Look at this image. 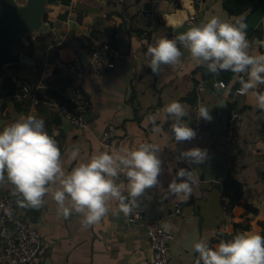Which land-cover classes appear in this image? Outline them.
I'll return each mask as SVG.
<instances>
[{"label":"crops","instance_id":"1","mask_svg":"<svg viewBox=\"0 0 264 264\" xmlns=\"http://www.w3.org/2000/svg\"><path fill=\"white\" fill-rule=\"evenodd\" d=\"M24 1V0H20ZM72 12L69 3L55 0L49 4L46 22L47 32H35L22 38L19 50L28 54L31 42L42 40L44 51L41 66L20 64L14 66L24 86L46 95L55 91L64 99L84 96L90 102L85 113L84 128H64V114L54 95L41 98L35 105L30 97L20 100L0 93V119L6 126L20 116L36 115L45 120V128L53 136L62 153V166L66 172L78 162H86L91 155L101 151H116L135 147L140 143H155L160 147L162 172L160 186L146 190L140 198L139 209L146 220L158 219L161 224L172 225L174 236L169 251L168 264H195L196 254L192 244L205 239L215 247L218 240H227L235 232V224L241 223L237 232L262 233L264 222V111L259 110L251 92L247 96L237 94L239 83H233L231 72L219 76L209 73L206 67L191 59L186 49L179 66H164L154 75L147 66L150 57L147 48L161 37L174 33L185 22H205L212 16L232 20L245 18L256 12L250 20L259 33L248 34L253 53L264 54V0H254L242 14H232L226 0H153L160 16L144 18L140 9L146 0H74ZM155 9V6H153ZM155 12V11H154ZM155 16V13H154ZM106 44L113 52L115 66L103 74L94 75L87 68L77 72L70 63L78 58L88 61L96 45ZM125 54V55H124ZM36 56L40 54L36 52ZM226 82V87L216 85ZM202 83L205 92H197ZM227 90V91H226ZM259 91H264L260 86ZM20 93V92H18ZM17 93V94H18ZM184 103L190 112L189 126L193 128L195 105L203 103L213 117L208 125L206 139L194 147L208 150L207 161L195 169L198 182L190 197L184 200L165 198L168 184L176 176V149L188 141L177 143L170 130L171 120L165 121L163 107L173 101ZM242 112V119L235 131L237 142L225 144L228 118L233 110ZM149 114H157L161 131L154 134ZM114 126L112 149L102 142L104 132ZM79 148L78 160L69 158L74 148ZM234 180L243 187L242 200L231 205L225 185ZM53 187H59L54 185ZM0 191L11 196L16 212L31 227L39 231L42 248L31 264H149L152 249L146 229L141 224H130L116 202L101 221L88 228L81 225L82 214L65 219L58 214V206L50 195L39 209L22 208L17 204L19 196L14 186L5 180ZM126 195V193H125ZM229 202L231 214L226 212ZM177 204L181 212H177ZM252 206L255 210H248ZM248 228H245V227ZM6 264V263H0Z\"/></svg>","mask_w":264,"mask_h":264},{"label":"clouds","instance_id":"2","mask_svg":"<svg viewBox=\"0 0 264 264\" xmlns=\"http://www.w3.org/2000/svg\"><path fill=\"white\" fill-rule=\"evenodd\" d=\"M247 28L242 15L232 20L214 15L173 38L156 39L147 48L150 57L147 66L154 75H159L164 66L181 65L182 46L209 73L219 76L221 72H231L233 83L240 85L237 94L247 96L251 92L257 108L264 111V91L258 90L264 86V54L250 51L252 42ZM259 46L264 47V41ZM162 111L164 120H171L170 130L177 143L196 137V131L185 119L190 112L184 103L173 100ZM196 115L208 122L213 119L204 104L197 105ZM146 120L151 122L154 134L161 131L157 114H149ZM160 150L157 144L149 142L101 151L66 172L58 142L46 131L45 120L28 114L0 127V182L6 178L14 186L20 207L39 209L45 203V196L50 195L59 215L67 219L73 212L82 214L81 225L88 228L109 213L113 202L119 212L130 215L140 207V198L146 190L160 186ZM79 155L77 147L69 158L76 161ZM177 159L189 167L178 169L164 196L186 201L198 182L193 166L207 161L208 150L192 147L181 151ZM57 184L59 187H53ZM0 208L4 206L0 204ZM4 211L10 215L8 208ZM171 228L170 224L164 225L165 231ZM192 251L196 254L195 264H264V235L242 231L231 239L220 240L215 247L201 238L193 242Z\"/></svg>","mask_w":264,"mask_h":264},{"label":"built area","instance_id":"3","mask_svg":"<svg viewBox=\"0 0 264 264\" xmlns=\"http://www.w3.org/2000/svg\"><path fill=\"white\" fill-rule=\"evenodd\" d=\"M196 1L198 3L201 2V0ZM69 6L73 12L75 1L70 0ZM175 35V33H171L168 38H173ZM112 56L113 52L108 45H96L89 53L87 62L78 58L70 63V67L77 72H83L87 68L94 75L103 74L107 69H111L115 66ZM216 85L226 87L224 82H217ZM197 92L199 95L205 92V87L202 83L198 84ZM16 97L20 100L30 97L35 105L40 104L41 102V99L35 95L30 86H24L23 90L16 94ZM68 101L71 106L67 103L60 102H58L57 105L60 106L64 116L73 124V126L84 128L86 126L85 113L89 108L90 102H88L84 96L72 97ZM198 104L203 103L198 102L194 108L193 129L196 131V137L193 140L180 145L176 149L177 157L181 151L190 149L206 139L209 122L198 118L196 115ZM242 116V112L237 109L230 113L227 133L225 136V144L227 146H231L237 142L235 131L241 122ZM114 129V126H110L109 129L104 132L102 142L106 148L112 149L110 141ZM187 167H189L187 163L177 159L175 172H177L179 168ZM0 204H2L4 208L10 210L9 215L5 213L4 208H0V263H34L39 256L42 246V237L39 231L31 227L17 214L13 198L2 191H0ZM225 208L226 212L230 215L231 207L229 202H227ZM177 212H181V206L179 204H177ZM127 220L130 224H141L146 229L152 249L149 264H168L170 245L174 236L169 231L164 230V226L161 222L158 219L146 220L144 213L139 207L127 216Z\"/></svg>","mask_w":264,"mask_h":264},{"label":"water","instance_id":"4","mask_svg":"<svg viewBox=\"0 0 264 264\" xmlns=\"http://www.w3.org/2000/svg\"><path fill=\"white\" fill-rule=\"evenodd\" d=\"M169 2L171 0H165ZM50 0H1L0 2V86L6 78L17 80L18 73L14 66L20 64L34 65L35 61L24 51L17 48V42L35 32H47L48 24L45 20L49 12ZM146 5L140 9V14L144 18L160 16L158 7L153 0H146ZM155 6V9L154 7ZM155 11V12H154ZM155 13V16H154ZM200 22H185L175 28L177 35L186 30L189 26L198 25ZM88 58V53H85ZM125 55V54H124ZM5 123L0 119V127ZM64 128H72L73 124L64 116ZM42 248V246H41Z\"/></svg>","mask_w":264,"mask_h":264},{"label":"trees","instance_id":"5","mask_svg":"<svg viewBox=\"0 0 264 264\" xmlns=\"http://www.w3.org/2000/svg\"><path fill=\"white\" fill-rule=\"evenodd\" d=\"M55 0H50L49 4L52 3ZM64 4H67L70 2V0H61ZM254 0H226V7L227 9L230 11V13L234 14H242L244 13L246 10H248L250 8V6L252 5ZM47 15L45 16V20L47 19ZM256 15V12H252L251 16H247L245 18L246 23L248 25L247 28V33L250 34H254V33H259L257 30H254L253 27L251 26L250 20ZM22 46V39H20L17 42V47H21ZM44 51V46L42 45V40L41 39H36L35 41L31 42L30 44V48H29V52L28 54L33 57V59H35L36 61V67L37 69L40 68L41 66V54ZM36 52H38L40 55L36 56ZM224 83H226L224 81ZM24 87V80L23 79H19L18 81H14L13 78L9 77L6 78L4 80V83L2 86H0V91L4 90L5 91V96L6 97H14L18 92H21L23 90ZM49 95H54L57 97V99L59 100L60 103H67L71 106V104L69 103V101L67 99H64L63 97H61L60 95H58L55 91L52 90H48L46 95H41L39 94V97L44 98V97H48ZM2 96V94L0 93V97ZM225 192L227 194L228 197H230L231 199V205H235V204H239V203H243L241 202L242 200V195H243V187L242 184L234 181V180H230L226 185H225ZM248 210H255L254 207L252 206H248ZM243 225L241 223H237L235 224V232L229 236L227 238L231 239L232 236H234L236 233H238L236 231V229H240L242 228ZM262 235H264V222H262ZM245 228H248L247 226ZM222 240V238L220 239ZM218 240L217 242L219 243Z\"/></svg>","mask_w":264,"mask_h":264}]
</instances>
